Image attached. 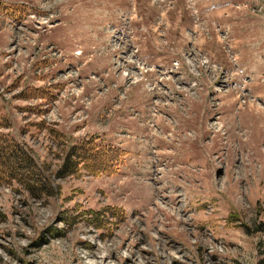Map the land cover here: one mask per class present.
I'll return each mask as SVG.
<instances>
[{
    "label": "rangeland",
    "instance_id": "374dc122",
    "mask_svg": "<svg viewBox=\"0 0 264 264\" xmlns=\"http://www.w3.org/2000/svg\"><path fill=\"white\" fill-rule=\"evenodd\" d=\"M0 134V264H264V0H0Z\"/></svg>",
    "mask_w": 264,
    "mask_h": 264
},
{
    "label": "trees",
    "instance_id": "16d2710c",
    "mask_svg": "<svg viewBox=\"0 0 264 264\" xmlns=\"http://www.w3.org/2000/svg\"><path fill=\"white\" fill-rule=\"evenodd\" d=\"M1 139L5 141H0V168L4 169L3 174H7L8 179L19 181L27 176L24 171L34 168V163L25 149L12 140L9 134H0ZM66 151L63 166L68 173H73L82 164V167L85 165L96 175L114 174L125 157L123 150L106 146L96 141V137L80 140L70 145ZM97 213L94 214L96 217Z\"/></svg>",
    "mask_w": 264,
    "mask_h": 264
},
{
    "label": "bare ground",
    "instance_id": "6f19581e",
    "mask_svg": "<svg viewBox=\"0 0 264 264\" xmlns=\"http://www.w3.org/2000/svg\"><path fill=\"white\" fill-rule=\"evenodd\" d=\"M125 260V259H124Z\"/></svg>",
    "mask_w": 264,
    "mask_h": 264
}]
</instances>
